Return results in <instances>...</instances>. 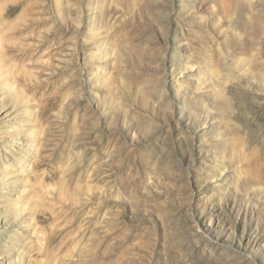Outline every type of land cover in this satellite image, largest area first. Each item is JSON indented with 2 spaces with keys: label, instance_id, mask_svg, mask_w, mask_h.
<instances>
[{
  "label": "rangeland",
  "instance_id": "obj_1",
  "mask_svg": "<svg viewBox=\"0 0 264 264\" xmlns=\"http://www.w3.org/2000/svg\"><path fill=\"white\" fill-rule=\"evenodd\" d=\"M0 264H264V0H0Z\"/></svg>",
  "mask_w": 264,
  "mask_h": 264
}]
</instances>
